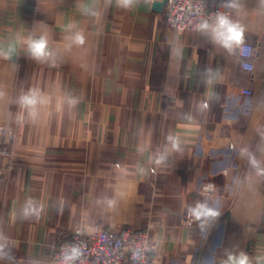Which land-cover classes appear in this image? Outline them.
I'll list each match as a JSON object with an SVG mask.
<instances>
[{"label": "crops", "instance_id": "0c3cea01", "mask_svg": "<svg viewBox=\"0 0 264 264\" xmlns=\"http://www.w3.org/2000/svg\"><path fill=\"white\" fill-rule=\"evenodd\" d=\"M154 1L0 0V264H49L77 227L147 228L148 264H264V0H230L252 71Z\"/></svg>", "mask_w": 264, "mask_h": 264}, {"label": "built area", "instance_id": "2783aa9c", "mask_svg": "<svg viewBox=\"0 0 264 264\" xmlns=\"http://www.w3.org/2000/svg\"><path fill=\"white\" fill-rule=\"evenodd\" d=\"M223 12L230 15L231 8L223 2L204 0H167L164 17L169 28L177 33L186 31L200 32L203 21L211 24L215 15ZM255 50L252 46H240V66L245 71L253 70ZM249 95V91H243ZM15 142L12 129L0 124V176L11 166L4 168L2 160L10 158ZM212 183L202 187V193H211ZM200 217L199 208L189 209L184 216V223L193 225ZM149 230L122 228L110 230L99 228L91 233L73 231L69 238L59 243L49 254V264H148Z\"/></svg>", "mask_w": 264, "mask_h": 264}, {"label": "clouds", "instance_id": "9594fccd", "mask_svg": "<svg viewBox=\"0 0 264 264\" xmlns=\"http://www.w3.org/2000/svg\"><path fill=\"white\" fill-rule=\"evenodd\" d=\"M124 7H130L133 0H119ZM228 6H231L230 0L226 2ZM201 29L210 32L212 39L215 43L221 47L232 51L244 44L245 30L237 22L230 18V16L223 12H218L215 15L214 22L209 24L207 21H203L200 25ZM83 36L77 37L78 43H83ZM28 51L31 56L41 61L50 56L48 51V40L45 36H41L38 39L30 38L28 40ZM210 215L218 216L219 213L211 212ZM224 264H249V259L246 255L241 254L239 257L228 256Z\"/></svg>", "mask_w": 264, "mask_h": 264}, {"label": "water", "instance_id": "95a60500", "mask_svg": "<svg viewBox=\"0 0 264 264\" xmlns=\"http://www.w3.org/2000/svg\"><path fill=\"white\" fill-rule=\"evenodd\" d=\"M167 0L154 1L152 3V10L155 12H161L166 5Z\"/></svg>", "mask_w": 264, "mask_h": 264}, {"label": "rangeland", "instance_id": "374dc122", "mask_svg": "<svg viewBox=\"0 0 264 264\" xmlns=\"http://www.w3.org/2000/svg\"><path fill=\"white\" fill-rule=\"evenodd\" d=\"M186 214V213H185ZM185 216V215H184ZM86 228L85 227H77V228H75V230L74 231H77V230H80V231H82V232H86L87 230H85ZM145 229H147V228H145ZM92 232V230L91 231H87L86 233H91ZM71 235V234H70Z\"/></svg>", "mask_w": 264, "mask_h": 264}]
</instances>
